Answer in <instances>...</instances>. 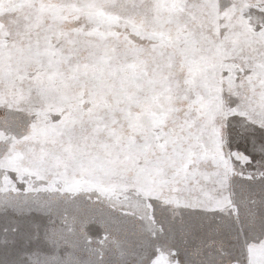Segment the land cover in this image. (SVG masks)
<instances>
[{
  "label": "snow or ice",
  "instance_id": "snow-or-ice-1",
  "mask_svg": "<svg viewBox=\"0 0 264 264\" xmlns=\"http://www.w3.org/2000/svg\"><path fill=\"white\" fill-rule=\"evenodd\" d=\"M0 264H264V0H0Z\"/></svg>",
  "mask_w": 264,
  "mask_h": 264
}]
</instances>
